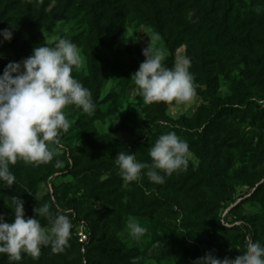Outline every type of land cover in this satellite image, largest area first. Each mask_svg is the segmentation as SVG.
Masks as SVG:
<instances>
[{"label":"rangeland","instance_id":"obj_1","mask_svg":"<svg viewBox=\"0 0 264 264\" xmlns=\"http://www.w3.org/2000/svg\"><path fill=\"white\" fill-rule=\"evenodd\" d=\"M181 1L189 32L169 22L158 31L132 8L127 14L107 9L108 16L118 15L97 34L80 0H0V30L13 31L10 41L0 36V60L20 61L34 47L70 39L86 64L71 74L96 105L92 116L67 106L71 127L59 146L51 145L52 161L18 160L10 165L15 183L0 181L6 222L14 219V197L23 201L26 217L46 203L53 214L71 209L80 224L69 215L70 246L60 253L44 246L38 259L22 253L19 262L0 254V264H132L133 258L138 264H193L206 252L234 259L249 237L264 245V0H198L245 45L218 38L200 12ZM146 47L163 51L168 68L190 59L191 100L163 102V113L157 102H144L132 75ZM168 132L187 141V170L156 184L145 169L139 181L126 183L117 154L129 151L151 164L150 149ZM130 216L147 228L139 240L127 229ZM37 219L51 227L47 218Z\"/></svg>","mask_w":264,"mask_h":264},{"label":"clouds","instance_id":"obj_2","mask_svg":"<svg viewBox=\"0 0 264 264\" xmlns=\"http://www.w3.org/2000/svg\"><path fill=\"white\" fill-rule=\"evenodd\" d=\"M0 36L10 41L13 31L0 30ZM142 54L145 60L132 77L145 103H184L192 99L195 89L189 58L183 57L168 68L160 49L146 47ZM85 67L78 46L67 38L59 39L54 46L34 47L27 58L5 65L0 74V181L7 187L15 183L10 165L18 160L33 164L52 161L55 153L51 145L59 146L61 133L71 127L64 111L67 106L75 105L88 116L94 115L96 105L90 90L71 74L73 68ZM113 119L118 122L116 116ZM149 155L151 164L138 161L129 151L117 154L115 163L126 183L139 181L142 170L146 169L151 182L163 184L165 176L187 170L191 153L187 141L175 132H168L158 137ZM14 203L12 222H6L0 214V254H7L10 262L21 261L22 253L38 259L44 246H51L54 253L70 246L71 209L53 214L46 203L34 209V217H26L23 201L14 197ZM37 216L47 218L51 227H43ZM127 229L137 240L147 232L131 216ZM138 260L133 258L132 264H138ZM193 264H264V245L249 237L246 251L234 259H219L212 252H206Z\"/></svg>","mask_w":264,"mask_h":264},{"label":"trees","instance_id":"obj_3","mask_svg":"<svg viewBox=\"0 0 264 264\" xmlns=\"http://www.w3.org/2000/svg\"><path fill=\"white\" fill-rule=\"evenodd\" d=\"M80 2L84 5L90 23L93 25L97 34L106 27V21H112L113 17L120 13H130L132 8L138 9L140 12L146 14L147 19L151 20V25L159 29L158 31L163 29L166 22L171 23L173 26L183 31L189 32L193 29L191 23L186 19L183 8L184 4L181 0H80ZM187 2L190 3L191 8L200 12L201 19L204 21L205 26L209 30L214 31L216 35H218V38L231 44L245 45L244 40L236 35L224 19V21L217 20V15L214 14L213 10L207 9L206 4L198 0H187ZM107 9L113 12L118 10L119 13L108 16L105 12ZM5 64L6 61L0 60V66ZM162 103L163 102H157L156 104L157 109H159L161 113H163ZM63 170H67V168ZM63 170L59 169L58 171L60 172ZM70 216L72 221H74V226L80 224L79 219L73 218L71 214Z\"/></svg>","mask_w":264,"mask_h":264}]
</instances>
